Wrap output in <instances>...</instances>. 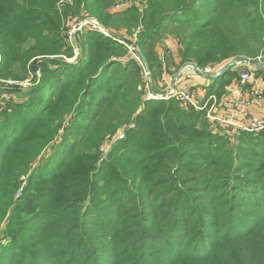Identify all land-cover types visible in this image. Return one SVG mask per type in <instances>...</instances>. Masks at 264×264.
Wrapping results in <instances>:
<instances>
[{
    "label": "trees",
    "instance_id": "16d2710c",
    "mask_svg": "<svg viewBox=\"0 0 264 264\" xmlns=\"http://www.w3.org/2000/svg\"><path fill=\"white\" fill-rule=\"evenodd\" d=\"M59 1L0 0V264H264V129L233 135L205 110L148 99L145 65L116 33H137L158 82L190 63H264V0H146L117 12L119 0L63 11ZM64 11L94 16L113 37L86 31L77 61L57 60L75 57ZM166 36L177 55L157 52ZM37 68L25 93L8 83Z\"/></svg>",
    "mask_w": 264,
    "mask_h": 264
},
{
    "label": "built area",
    "instance_id": "2783aa9c",
    "mask_svg": "<svg viewBox=\"0 0 264 264\" xmlns=\"http://www.w3.org/2000/svg\"><path fill=\"white\" fill-rule=\"evenodd\" d=\"M68 4L72 5L73 0H60L59 7L62 8ZM128 4V0H126L122 4L117 3L116 7L119 8L118 10H122L130 6ZM87 17L89 16L81 19ZM79 19H76L72 13L67 16L69 23L66 28L67 38L72 46L79 31H97L105 36H110L99 21L96 23L83 21L80 26H77ZM172 45L176 49L178 42L173 41ZM1 62L2 56L0 54V64ZM221 69L222 66L211 64L204 67L195 65V68H186L177 74H168L170 76L166 74L162 78L165 85L164 90L160 93L149 92L148 99L167 100L175 98L185 105L193 106L198 110H205L209 120L227 128L228 132L233 135L239 132H259L263 130L264 112L259 115H252L249 112L251 107L264 100V88L256 84L257 70L254 68L246 66L241 70L239 78L227 84L222 95L211 93L204 95L200 100L193 85L187 81L191 76L201 75L200 73L204 75L215 74ZM185 73L188 74L185 76L183 75ZM118 138L122 139L123 135H119Z\"/></svg>",
    "mask_w": 264,
    "mask_h": 264
},
{
    "label": "rangeland",
    "instance_id": "374dc122",
    "mask_svg": "<svg viewBox=\"0 0 264 264\" xmlns=\"http://www.w3.org/2000/svg\"><path fill=\"white\" fill-rule=\"evenodd\" d=\"M126 0H119L118 2L117 1H115V3L112 5V7H110V11L111 12H117L118 11V9L119 8H117L116 7V4L117 3H119L120 2V4H122L123 2H125ZM60 2V1H59ZM59 2H58V8L61 10V11H63V10H66V8H68V7H73V5H74V0H73V4L71 5V4H68V5H66V6H64V7H62V8H60L59 7ZM128 5H130V6H137V7H139V8H142V7H144L145 6V3H146V0H128ZM64 13H65V11H64ZM69 13H72V12H68L67 14L65 13L64 15V17H63V28L65 27V28H67V25L69 24L68 23V20H67V16L69 15ZM73 15V14H72ZM74 16V15H73ZM89 17H94V16H89ZM76 18V17H75ZM95 18V17H94ZM77 19H79V18H77ZM81 19V18H80ZM97 19V18H96ZM97 21H98V19H97ZM103 26V28L106 30V31H108V33H109V37H113V35L112 34H114L113 32H112V30H110L108 27H106L102 22H100ZM114 31H116V30H114ZM86 32V30H83L82 32H78V34H77V37H76V39H75V41H74V43H73V49H74V55H75V57H73V58H68V57H66L65 55H59V56H57V60H65V61H67V62H73L74 60H76L77 61V57H78V55L79 54H81V51L78 49V45H79V43H78V41L80 40L81 41V37L83 36V33H85ZM116 33H118L119 35H123V36H125L126 38H129V39H131L133 42H131V43H129V44H126V43H124V41H122L124 44H126L125 46H127V49L129 50V53H130V55H132V57H134L137 61H139V63H141L143 66H144V64H143V62H142V60H141V58H140V56H139V52L138 51H136V48L138 49V47L135 45V42H136V39H137V33L136 32H132V33H127V31L126 30H123L122 32H117L116 31ZM66 39H67V42L71 45V43L69 42V39L66 37ZM172 43H173V40H172V38H170V36H166V37H164L162 40H161V42L160 43H157V45H156V50H157V52L162 56L163 54H164V49H163V47H165V46H167V45H169L172 49H173V51L174 52H172L173 54H178V50L176 49L175 50V48L173 47V45H172ZM72 46V45H71ZM135 48V49H134ZM178 48V47H177ZM139 50V49H138ZM63 61H58L59 63L58 64H55L54 66H60V67H62V68H65V64H63ZM33 62V61H32ZM228 62L229 61H226V62H224V64H218L217 66H222V69L228 64ZM186 65V64H185ZM185 65H183V67H181L179 70H177V71H175V73H173V74H177L178 72H180V71H182L183 69H186V67H184ZM194 65H196V64H194ZM245 65H242V67H244ZM171 69H174L173 67H171ZM221 69V70H222ZM241 70H242V68H241ZM240 70V71H241ZM240 71L238 72V75H239V73H240ZM167 74V76H170V75H168L169 73H167V72H165V73H163V76H165ZM173 74H171V75H173ZM188 73H185V74H183V75H187ZM40 70L39 69H37V70H31L30 71V75H29V77H28V79H26V80H24V81H13V80H9L8 81V83H14V84H20L22 87H23V93H25L28 89V87H30L31 85H33V84H37L38 82H39V78H40ZM197 76V75H196ZM143 77H144V83H145V85L146 86H144V90L145 91H147V94H146V97L148 98L149 97V91H151V92H154L153 91V85H154V83L156 82V84L157 85H160L161 87L162 86H165L163 83V81L161 80H159V82H158V78L157 79H155V81L152 79V76L150 75V73H148L145 69H143ZM237 78H238V76H237ZM237 78H235L233 81H235V80H237ZM260 80L259 81V86H261V85H263L264 84V75L263 74H261V75H259V74H257V80ZM187 80V79H186ZM190 79L188 78V82L189 83H191V85H193L194 84V81L192 80L191 82L189 81ZM198 85H200V84H197V85H194V86H198ZM193 86V87H194ZM261 87H263L264 88V85L263 86H261ZM195 88V91L197 92V94H198V99L200 100L202 97H203V93H204V91L202 90V89H205L206 90V88H202V89H200V87L198 86V88H199V90H198V88H196V87H194ZM22 92H19V93H16L15 92V95H13V97H12V101H16L18 98H19V96L22 94ZM200 92H202V94H200ZM157 93V92H156ZM11 99V98H10ZM119 135H124V133L122 132V133H119L118 134V136ZM109 146V145H108Z\"/></svg>",
    "mask_w": 264,
    "mask_h": 264
},
{
    "label": "water",
    "instance_id": "95a60500",
    "mask_svg": "<svg viewBox=\"0 0 264 264\" xmlns=\"http://www.w3.org/2000/svg\"><path fill=\"white\" fill-rule=\"evenodd\" d=\"M83 21H89V22H93L96 23L97 19L94 17H87L84 19H79L77 21V26H80L81 23ZM39 59H34L32 64L33 66L36 67L37 63H38ZM73 62H76V60H74ZM144 65H145V69L148 72L149 71V67L147 65V63L145 62L144 59ZM240 65H246V66H250L252 68H254L257 71H260L262 73H264V63L260 60V59H251L248 57H241V58H235L233 60H231L222 70H220L218 73L215 74H206L205 76L208 77L209 79H216L219 76H221L222 74H224L226 71H228L229 69H231L234 66H240ZM186 68H195L194 64H186L185 66ZM38 69V68H37ZM201 75H204L202 73H200ZM16 85H20V84H16Z\"/></svg>",
    "mask_w": 264,
    "mask_h": 264
},
{
    "label": "crops",
    "instance_id": "0c3cea01",
    "mask_svg": "<svg viewBox=\"0 0 264 264\" xmlns=\"http://www.w3.org/2000/svg\"><path fill=\"white\" fill-rule=\"evenodd\" d=\"M192 80L194 81L193 86L197 85V84H200V85H198L200 87V89L206 88V90L202 89L204 91L203 96L204 95H208L207 88L212 83V79H209L205 75H197V76L195 75V76H191L190 77V81H192ZM259 81H260L259 79L256 81L257 85H259ZM263 85H261V86H263ZM198 86H194V87L198 88ZM198 90H199V88H198ZM200 94H202V92H200ZM249 112L252 115L262 114L264 112V100H263V102H259L258 104H256L253 107H251Z\"/></svg>",
    "mask_w": 264,
    "mask_h": 264
}]
</instances>
